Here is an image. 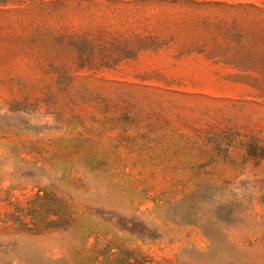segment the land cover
Masks as SVG:
<instances>
[{"label": "rangeland", "instance_id": "1", "mask_svg": "<svg viewBox=\"0 0 264 264\" xmlns=\"http://www.w3.org/2000/svg\"><path fill=\"white\" fill-rule=\"evenodd\" d=\"M0 264H264V0H0Z\"/></svg>", "mask_w": 264, "mask_h": 264}]
</instances>
